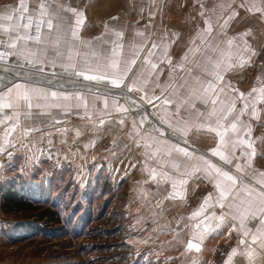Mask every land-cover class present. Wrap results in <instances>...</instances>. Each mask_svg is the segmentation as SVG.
Returning <instances> with one entry per match:
<instances>
[{"label": "crops", "instance_id": "crops-1", "mask_svg": "<svg viewBox=\"0 0 264 264\" xmlns=\"http://www.w3.org/2000/svg\"><path fill=\"white\" fill-rule=\"evenodd\" d=\"M40 2L41 0H26L29 14L35 16L38 13ZM242 2L249 7L252 4V0H46V5L52 11L57 12L59 17L64 18L62 21L64 31L61 33L64 39L70 38L74 17L59 6L75 8L84 13L85 23L80 30L79 38L80 41L91 43L88 48L80 46L81 52L95 51L99 58H106L111 53L113 41H118L123 45L122 59H136V53L139 52L137 63L132 65L133 72L129 73L132 78L142 74L144 79H148L151 68L150 65L144 64V59L149 56L148 49L156 43L158 47L149 58L151 62L158 65V68L152 74L151 79H148L145 91L150 96H161V100L165 96L177 100L172 88L165 91L155 86L157 75L159 84L164 85L169 81V70L175 65L183 64L182 69L172 72V82L179 85L185 78H188L189 69L193 75H199L205 80L211 79L202 71L204 59L206 56H211L214 60L219 59L221 50L226 56L231 54L233 64H237L241 55L245 59L250 58V62L243 68L237 66L228 72H223L224 79L218 85V87H225L223 98L234 99L239 109L243 105L236 93L227 89V85H231L238 92L248 93L253 86L258 84V77L264 78V69L258 67L259 57L264 52V15L255 11L247 12L245 8L239 7ZM19 3L20 0H0V16L13 15ZM233 11L238 15L229 21L226 28L222 29L220 26L232 15ZM209 18L212 21V32L211 34L203 33L205 20ZM42 32L47 33L48 30L45 28ZM115 32H121L122 37L117 38ZM138 32L143 35H137ZM245 32L250 34L241 36ZM198 33H203V35H198ZM55 35L56 32L53 30L50 39ZM232 37H236V40L229 49L227 39ZM202 39L204 43H201ZM141 46L143 51H140ZM30 47L40 46L30 45ZM245 47H250V51L243 52ZM190 48H198L199 51L193 54L189 51ZM60 50L66 51V46L62 44ZM251 50L257 52L258 55H251ZM165 52L167 57H170L171 64L161 63V60L165 58ZM186 55L187 58L182 59ZM44 59L45 61L55 60L57 65L53 67L55 69H63L59 65L67 63L65 59L55 56L51 46L48 47ZM84 59L90 63L96 62V58L88 56L81 58L79 61L81 65ZM197 62L201 65L200 67L196 66ZM252 67L254 69L251 75L249 69ZM32 83L46 91L56 90L68 93L77 88L62 89ZM79 90L83 94V101L87 102V107H84L83 101L78 102L74 98L71 101L55 102L61 103V108L47 107V104L54 103L52 101H39L42 106L31 110V118L20 116V126L11 137L6 138L3 135L8 125L0 124V146H4L5 139L10 142L6 147V150L10 151L14 148L11 144L15 143V147H18L22 139H28L27 149L31 143L38 144L40 140L49 141L50 145L56 146L71 143L72 140L76 141V150H71L69 157L72 171L75 169L73 173L75 178L82 182L85 180L88 189L90 181L101 174L107 179L108 188L105 191H124L126 195L124 196L127 202L125 225L130 229L127 240L134 244L136 249L135 254L130 256L131 259L141 255L144 258L160 261L161 264H225L232 249L236 248L238 254L232 258L231 264H264V250L256 245L252 246L258 253L256 260L249 261L243 254L245 246L240 245L239 241L245 239L249 242L250 236L244 237L239 228V222L231 218H228L221 228L201 242L199 252L195 250L186 252L187 243L194 236L193 225L204 219V216L196 220L189 218L194 211L199 209L205 196L209 193L215 195L213 184L204 178H192L179 193L181 198L168 199L169 193L173 191L172 182L161 183L159 176L157 182H152L150 172L145 170V164L149 169L155 168L157 172H167L174 179L186 177H180L168 165L161 167L157 160H162L163 157L150 160L145 156L144 142L141 140L137 145L138 137L132 132V113H128L124 123L121 124L119 121L124 114L116 113L111 104L108 109H104L102 92L96 93L92 90V93H88L83 88ZM130 95L138 96L139 93ZM78 103L80 107H76ZM154 103L159 105L161 101H154ZM145 106L159 123L158 116L163 115L165 109L163 107L154 109L146 104ZM175 107V104L170 105L168 111H175ZM186 107L187 105L184 106ZM197 107L201 111H207L210 103L206 107L197 101ZM257 107L264 109V104H259ZM184 108L181 109L182 116L187 114ZM15 111L23 113L27 109L21 102L20 108ZM101 119L106 121L104 125L100 124ZM242 119L252 125V138L256 141L257 152L264 153V111L261 112L259 122L247 116ZM57 120L61 123L56 124ZM201 123H203L202 119L190 122L186 139L200 152L209 154L208 150L215 146L217 137L215 133H209L202 128L198 130ZM160 125L167 129L166 125ZM26 128H35L39 131H30L25 137L23 133ZM31 149V153L35 156L36 150ZM48 156L50 160V155ZM210 159L215 163H222L216 157H210ZM235 163L234 160L233 165H224V167L231 168L235 173ZM240 163L244 168L243 174L247 175L251 169L244 166L243 160ZM252 164L257 171H264V157L258 155L253 159ZM55 178L56 180L62 179L61 169L56 168ZM81 181L79 183H82ZM81 186L80 184L79 191H81ZM213 205H215L214 200ZM225 210L213 206L208 208L204 215L215 213L219 216ZM249 227L254 228L255 222ZM202 230L201 228L199 231ZM140 251L142 252L138 253Z\"/></svg>", "mask_w": 264, "mask_h": 264}, {"label": "snow or ice", "instance_id": "snow-or-ice-1", "mask_svg": "<svg viewBox=\"0 0 264 264\" xmlns=\"http://www.w3.org/2000/svg\"><path fill=\"white\" fill-rule=\"evenodd\" d=\"M62 7V10L70 12L73 17V25L70 30V38L64 39L61 33L64 31L63 17H59L58 13L52 11L47 5L46 0H41L38 13L33 16L29 14V9L26 0H20L19 6L13 15L0 16V33L5 39L0 40V72L10 73L11 78L5 83V78L0 76V124H7L8 127L4 130V137H11L12 133L20 126V116L24 115L31 118L32 109L40 108L42 105L39 101H52L46 106L49 108H61V103L57 101H71L73 98L80 102L83 101V94L79 90L83 88L85 92L92 93V88L89 84L103 85L102 103L104 109H108L111 104L116 113L124 114L120 118V123H124V119L128 113H133L132 132L137 139V145L140 141L144 142L145 156L148 159H156L163 157L162 160H157L161 167L168 165L176 171L181 179H174L167 172H157L155 168H148L145 164V170L150 172V180L157 182V177H160V182H172L173 191L169 193L168 199L181 198L179 193L188 184L189 179H206L213 184L215 195L209 193L204 197L199 209L194 211L189 219L196 220L198 217L204 216V219L193 225L194 236L190 239L186 246V252L201 250V242L221 228L228 218L239 222V228L244 237L250 236V241L245 239L239 241L240 245L245 246L243 253L249 261H254L258 257V253L253 249V245L264 250V171H257L253 168L252 161L257 156L264 157V153H258L256 141L252 138V125L242 117H249L257 122L261 119V112L264 109L257 107L259 104H264V78L258 77V84L253 86L248 93L238 92L237 89L227 85V89L236 93L237 98L242 103L241 108H237L235 100L223 98L225 95V87H218L224 77L223 72H228L234 67L243 68L250 62V58L245 59L241 55L237 64L231 61V54L220 52L219 59H213L211 56H206L204 59L203 73L210 76L211 79H202L199 75H193L191 69L188 71V78H185L183 83L179 85L172 82V72L177 69H182L183 64L175 65L169 70V81L164 85L159 84L158 75L156 76L155 86L162 88L165 91L168 88L173 89V94L177 96V100L169 99L165 96L161 100V96H150L145 91L148 79H151L153 73L156 72L158 65L151 62L150 56L155 53L158 45L153 43L148 49L149 56L144 59L145 65H150L151 72L148 74V79H144L143 75H135V78L129 76L133 72L132 65L137 63L139 52L136 53V59L128 60L121 58V50L123 45L118 41H113L111 53L106 58H99L95 51L81 52L80 46L88 48L90 41H80L79 33L85 23L84 13L75 8ZM231 7V5H229ZM245 8L247 12L260 13L264 15V0H252L251 6H246V3L239 5ZM203 14V13H202ZM238 15L233 11L232 15L225 19L220 26L226 28L231 19ZM47 29V33H43L42 29ZM55 30V37L50 39V36ZM212 21L205 20V28L203 33L211 34ZM198 33V35H203ZM249 32L241 34V36L249 35ZM117 38L122 37L121 32H115ZM143 35V33H137ZM219 35V33H218ZM206 39V37H205ZM236 37L227 39L229 49L234 44ZM204 43V39L201 40ZM211 42L209 41V44ZM62 44L66 46V51H61ZM30 45L40 47H30ZM51 46L57 58H63L67 63H62V74L55 72L51 76L56 77L62 75L69 78L73 85L77 86L75 91H46L32 83L33 76L44 75L45 67H56L55 60L45 61L44 57L47 54L48 47ZM135 47V45H134ZM218 47V45H217ZM140 47V51H143ZM215 51V49H212ZM190 52L195 54L199 51L198 48H190ZM250 47H245L243 52H249ZM251 55H258L257 52L251 50ZM88 56L96 58L95 63H90L84 59L83 64L79 62L81 58ZM16 57V60H11ZM187 55L182 59H186ZM17 60H23L25 63H17ZM11 61V62H10ZM161 63L171 64L170 57L161 60ZM197 67L201 65L199 62ZM32 69L36 71L33 72ZM163 71V69H161ZM21 81V82H17ZM88 82V83H85ZM48 84H52V80H48ZM97 85L96 93L100 92ZM63 88V84L60 86ZM115 90V91H114ZM183 90V92H181ZM139 93L138 96L129 95ZM163 95V92H162ZM34 101L36 103H34ZM122 101V102H121ZM154 101H161L159 105ZM197 101L206 107L210 103V108L207 111H201L197 107ZM23 102L27 111L21 113L15 111L19 109ZM84 107H87V102L83 101ZM151 105L154 109L163 107L165 109L163 115L158 116L160 124L167 126V130H162L158 125L153 124L149 119V114L142 111V105ZM175 104V111H168V107ZM187 105L186 108L184 106ZM76 107H80L78 103ZM184 108L186 115H181V109ZM13 109L8 112L6 110ZM44 115L45 113H40ZM203 120L198 126L199 129H204L209 133H215L217 142L214 147L209 148V154L200 152L199 149L191 146L186 139L188 126L190 122ZM61 123L59 120L56 124ZM105 120L101 119L100 124L104 125ZM30 131H39L35 128H26L23 135L27 137ZM143 132V135H141ZM166 137V138H163ZM7 139L4 140V146H0V152L6 151L9 145ZM15 147V143L11 144ZM239 152V155H237ZM9 156L12 153H8ZM210 157H216L222 163L213 162ZM234 164L235 173L231 168H226L224 165ZM243 160L244 166L251 169L244 175V168L240 161ZM133 167H135L133 165ZM34 170V168H33ZM27 171V169H25ZM213 200L215 205H213ZM218 206L222 211L219 216L215 213L204 215L210 207ZM255 222V227H249ZM235 229V225L233 226ZM202 231H199L200 229ZM7 237V233H4ZM199 241V242H194ZM237 249L233 248L225 261V264H231L232 258L237 255Z\"/></svg>", "mask_w": 264, "mask_h": 264}, {"label": "rangeland", "instance_id": "rangeland-1", "mask_svg": "<svg viewBox=\"0 0 264 264\" xmlns=\"http://www.w3.org/2000/svg\"><path fill=\"white\" fill-rule=\"evenodd\" d=\"M258 61V67L264 69L260 65L264 62V52ZM65 144L64 163L57 162L53 155L49 160L41 143H31L28 149L26 143H21L11 149V158L6 162L1 161V156L7 150L0 152V186L12 185L23 199L32 203L29 210L5 211L0 206V264L137 263L130 258L136 249L127 240L130 229L125 225L124 191L91 195L86 181L76 179L75 169L72 171L69 164L76 141ZM30 148L36 150L35 156ZM56 168L62 170V179L56 180ZM80 184L81 191L78 190ZM75 188L76 191H72ZM44 207L54 209L58 221L47 217L38 220L37 214ZM86 213L93 216V221L87 222ZM4 233H7L6 238ZM138 263L161 264L156 260Z\"/></svg>", "mask_w": 264, "mask_h": 264}, {"label": "trees", "instance_id": "trees-1", "mask_svg": "<svg viewBox=\"0 0 264 264\" xmlns=\"http://www.w3.org/2000/svg\"><path fill=\"white\" fill-rule=\"evenodd\" d=\"M107 188H108L107 179L105 177H103L101 174H98L94 180L90 181L88 191H92L91 195L95 196V194L101 195V193L103 191H105ZM72 191H76V188L73 189ZM0 200H1L0 206H2V208L5 211L29 210L32 207V203H30V201L28 199H23L22 196L20 194H18L12 188V185H6V187L0 186ZM86 215L88 218L87 222L93 221V216L90 213H86ZM44 217L58 221V219H57L58 213L54 209H52L51 207H44L38 212V214H37L38 220L44 219ZM102 231H103V229H102ZM89 232H91V229H89ZM89 234H91V233H89ZM133 260L137 261V263H135V264H139L138 261L152 260V259L144 258L143 256L138 255ZM164 264H166V263H164Z\"/></svg>", "mask_w": 264, "mask_h": 264}, {"label": "water", "instance_id": "water-1", "mask_svg": "<svg viewBox=\"0 0 264 264\" xmlns=\"http://www.w3.org/2000/svg\"><path fill=\"white\" fill-rule=\"evenodd\" d=\"M3 39H5V37H4V35L2 33H0V40H3ZM11 60H16V58L12 57ZM17 63H25V61L17 60ZM25 67L26 68L28 67V65L26 63H25ZM32 71L35 72L36 70L32 69ZM52 72H55L57 74H62L63 73V69H55L53 67H47L46 66L45 67V74L44 75H39L38 74V75L33 76L32 82L39 83V84H42V85L54 86V87H58V88H61L60 86H61V84H63L64 87L62 89L77 87V86L73 85V83L71 82V80L69 78H66V77H64L62 75H58L56 77L51 76ZM0 76H3L5 78V83H7V80L9 78H11V74L10 73L0 72ZM49 79L52 80V84L51 85L48 84V80ZM17 82H21V81H17ZM85 83H88V82H85ZM97 84L99 85V82H97ZM89 87H91L93 91H96L97 85L89 84ZM99 88H100V92L103 93V90H104L103 86L99 85ZM142 111H144L146 114H149V119H150V121L153 124L158 125L162 130H165V131L167 130L166 128H164L163 126H161L157 122V120L153 117V115L150 113V111L147 109V107L145 105H142ZM194 242H196V241H194Z\"/></svg>", "mask_w": 264, "mask_h": 264}, {"label": "built area", "instance_id": "built-area-1", "mask_svg": "<svg viewBox=\"0 0 264 264\" xmlns=\"http://www.w3.org/2000/svg\"><path fill=\"white\" fill-rule=\"evenodd\" d=\"M260 65L262 67H264V62L263 63H260ZM253 69L254 67L250 68L249 69V74H253ZM21 143H26V145L28 144V139H22L21 140ZM39 143H41L42 145V150H44V152L48 153L50 156H54L57 160V162H61V163H64L65 162V159H66V154H67V146L66 144H57L56 145H50V142L49 141H45V140H40L38 142V145ZM99 149V147H97ZM10 152V150H7V156L6 154L5 155H2L1 156V161H9V159L11 158V156L8 155V153ZM11 153V152H10Z\"/></svg>", "mask_w": 264, "mask_h": 264}]
</instances>
